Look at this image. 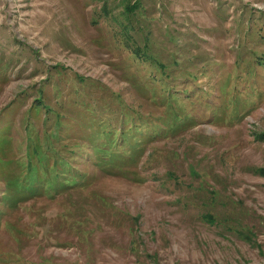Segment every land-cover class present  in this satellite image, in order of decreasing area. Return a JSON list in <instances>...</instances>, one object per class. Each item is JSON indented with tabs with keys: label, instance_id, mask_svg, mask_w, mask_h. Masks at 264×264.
I'll return each mask as SVG.
<instances>
[{
	"label": "rangeland",
	"instance_id": "374dc122",
	"mask_svg": "<svg viewBox=\"0 0 264 264\" xmlns=\"http://www.w3.org/2000/svg\"><path fill=\"white\" fill-rule=\"evenodd\" d=\"M0 264H264V0H0Z\"/></svg>",
	"mask_w": 264,
	"mask_h": 264
},
{
	"label": "trees",
	"instance_id": "16d2710c",
	"mask_svg": "<svg viewBox=\"0 0 264 264\" xmlns=\"http://www.w3.org/2000/svg\"><path fill=\"white\" fill-rule=\"evenodd\" d=\"M259 171H260V170H259ZM205 218L211 220L212 223L215 222V217H214L212 214L206 213ZM241 228H242V227H241ZM247 230H248V229H247ZM238 232H239V231H238ZM240 233H242V232H240ZM250 233H251V230H250V231L248 230V232H245V233L242 234L241 236H248V235H250Z\"/></svg>",
	"mask_w": 264,
	"mask_h": 264
}]
</instances>
